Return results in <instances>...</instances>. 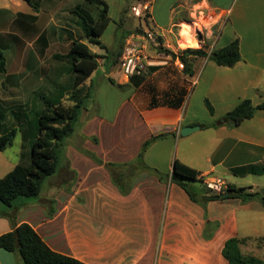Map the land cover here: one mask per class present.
I'll use <instances>...</instances> for the list:
<instances>
[{
    "label": "crops",
    "instance_id": "0c3cea01",
    "mask_svg": "<svg viewBox=\"0 0 264 264\" xmlns=\"http://www.w3.org/2000/svg\"><path fill=\"white\" fill-rule=\"evenodd\" d=\"M147 1L148 16L136 28L155 32L164 49L210 51L237 40L241 60L225 67L207 56H188L191 75L172 63L132 77L125 76L118 65L110 70L111 60L98 63L83 84L105 80L118 92L119 103L109 114L110 102H99L102 112L94 114L87 109L95 94L92 92L74 133L64 142L57 171L44 180L40 194L19 198L12 208L0 204V235L26 223L51 250L85 264H228L222 250L228 239L241 238L238 212L264 211L258 199L247 203L239 199L210 201L206 204L207 220L217 223V228L206 229L212 236L205 238L203 207L171 182L176 159L198 171L203 180L223 177L236 187L237 178L251 174L237 176L233 169L264 166V108L236 126L222 122V117L245 99L255 107L264 103V0ZM53 4V0H42L35 11L23 0H0V23L9 16V30L16 26L31 32L26 38L31 45V87L50 86L53 93L61 89L67 93L65 76L69 71L72 87L71 66L57 56L68 52L69 38H73L66 27L69 11L64 8L54 14L50 10ZM124 12L123 21L127 20ZM187 27L188 37L196 45H182ZM2 34L9 47L19 45L20 34ZM99 45L89 48L98 54ZM15 52L14 61L23 62L25 57L19 58L17 49ZM48 60L53 63L45 65ZM10 69L6 66L0 73V93L9 96L29 83L24 72ZM98 70L104 75L97 74ZM155 85L161 90H155ZM180 95L181 106L163 104ZM205 100L213 107V114ZM214 122L218 126L201 127ZM195 126L199 129L179 135L182 128ZM196 132L198 147L190 140ZM163 133L168 135L143 153L144 164H135L142 144ZM30 138L28 146L11 157L8 148L14 142L0 152V178L17 165L29 164L33 133ZM179 138H188L182 146V160L178 158ZM0 264L22 262L18 255L0 249Z\"/></svg>",
    "mask_w": 264,
    "mask_h": 264
},
{
    "label": "trees",
    "instance_id": "16d2710c",
    "mask_svg": "<svg viewBox=\"0 0 264 264\" xmlns=\"http://www.w3.org/2000/svg\"><path fill=\"white\" fill-rule=\"evenodd\" d=\"M33 10L37 11L42 0H23ZM88 5L97 8L96 17L88 14L80 13V9L76 7L74 13L78 16L81 23L82 36L80 38H69L70 46L65 55H58L57 58H65L70 63L71 72L73 74L72 91L68 95L69 104H64L62 96L55 102L52 100H44L45 107L37 113L34 128L33 140L30 145V162L28 165H17L9 173L0 178V204L12 208L15 201L19 198H35L42 188L44 180L53 175L59 166L60 157L64 142L75 131V126L79 120L82 109L85 108L88 100L92 95L93 85L90 84L86 92L81 95L80 87L91 76L98 67V54L92 52L89 44L100 43L98 38L103 34L104 30L110 22L109 7L104 0H84ZM146 19V18H144ZM123 17H121L119 28L122 26ZM135 32H141L138 29ZM131 32L126 31L120 36L118 50L115 53H109L106 46L100 43L99 48L106 50L105 58L109 61L114 59L110 66L115 64L116 59L120 56L125 38ZM173 58L178 56L184 63L183 73L191 75V65L187 60L188 56H207L218 66L231 67L241 60L238 41L234 40L225 47L211 49L205 48H186L177 54L168 51ZM113 57V58H112ZM118 64V63H117ZM6 71V60L3 51L0 49V73ZM109 81L121 88L114 80ZM183 95L176 97L175 101H165L163 104L174 107L181 106ZM205 106L210 114L214 109L208 100H205ZM264 103L253 106L249 99L241 101L234 109L226 113L222 117L223 124L227 126H236L243 120L251 118L255 111L263 109ZM217 122L209 125H201L202 128L216 127ZM16 135V129L12 128L0 133V152L11 146ZM167 133L152 136L146 140L141 147L136 163L143 165L142 156L145 150L157 139L167 136ZM100 162L98 159H96ZM112 165V164H108ZM234 175L244 176L247 174L259 175L264 173L262 165H246L237 167L232 170ZM203 178L195 169L186 164L175 160L171 172V182L180 186L188 195L189 199L201 205L204 209V218L206 220L205 238H210L206 229L210 228L214 231L217 223L209 222L206 214V204L210 201H219L227 199H239L243 203L250 202L255 199H262L256 192L249 191L246 187H236L227 183V188L223 193H228L227 197L220 198L222 194H215L206 188ZM189 182L200 183L201 190L192 188ZM264 207V203H262ZM9 219L14 224L13 217ZM249 238L233 237L225 242L222 250L224 258L228 264H264V261L256 256L244 254L240 250V245ZM0 249L18 255L22 264H85L72 257L57 253L51 250L36 233V231L28 224L22 223L15 226L11 231L0 235Z\"/></svg>",
    "mask_w": 264,
    "mask_h": 264
},
{
    "label": "rangeland",
    "instance_id": "374dc122",
    "mask_svg": "<svg viewBox=\"0 0 264 264\" xmlns=\"http://www.w3.org/2000/svg\"><path fill=\"white\" fill-rule=\"evenodd\" d=\"M108 7H109V16L111 18V22L104 30V33L100 37V43H103L106 48L108 49L109 53L113 54L118 50V43L120 40V36L123 35L126 31L133 32L136 31V25L139 23L144 24V19L141 18V21L135 18L133 15L127 17V13L130 11L133 5H136L139 0H104ZM53 6L50 8L51 12L56 13L59 9L67 8L66 10L69 11L66 15L68 20L67 22V32L70 36L80 38L82 36V29L81 23L78 16L74 13L76 7L80 9V13L88 14L91 17H95L97 14V8L93 5H88L84 2V0H53ZM124 12V17L127 20L122 22V26L119 28L121 16ZM7 19L3 21V24L0 23V33H14L20 34L19 35V45L9 47L7 39L2 34L0 35V49L3 51L6 66L7 68H11L10 70L13 71H22L24 72L25 76H27L28 84L21 85L17 89V93L11 94L10 96L5 93H0V133L9 130V129H16V135L14 138V145L12 148H8L9 152L7 155L9 157L13 156L14 152L21 150L22 148H26L28 146L29 141L31 140L30 136L33 133V122L36 118V114L40 112L44 107V100H52L53 102L56 101L55 98L62 96L61 92L64 96L62 99L64 104H69L68 95L71 93V82H70V73L68 71V76H65L66 82L64 83L65 86L68 88V92L64 93V89L59 90V92L53 93L55 90L53 87L50 86H32L31 87V45H28L26 38L31 36V32L23 31L21 29H17L16 26H13V31L8 29V24H11L12 17L6 16ZM70 19L75 20L76 22L70 21ZM22 27V24H19ZM136 28V30H134ZM96 44H89L92 48L96 49ZM100 46V45H99ZM16 49L18 51V57H25L23 62H15L14 59L16 58ZM104 49L99 48L98 58L97 61L100 65L103 63H107L108 60L105 58L107 54ZM14 58V59H13ZM113 58V57H112ZM29 59V60H28ZM114 59H111V64L113 63ZM62 61L60 64L63 66L65 63ZM53 60H48L46 64H52ZM118 58L116 59L115 64L110 66V70H114L117 68ZM68 68V63H66ZM100 76H103L104 73L102 70L97 71ZM64 79V80H65ZM62 80V82L64 81ZM90 85V81L87 83ZM88 85L83 84L81 89V95L86 92ZM155 90L160 91L161 87L154 86ZM95 92L94 96L92 97V102H88L87 109L92 113L102 112V110L98 109V103L108 101L110 102V106L107 109V113L111 114L115 110L117 104L119 103L118 99V92L112 88L105 80L95 79L93 81V89L92 92ZM55 100V101H54ZM8 105H13L12 109L7 108ZM76 128V126H75ZM198 132L194 134L190 138L195 144V147L200 143L197 139ZM188 138H179V153L178 158H182L183 145L185 144L184 141H187ZM184 143V144H183ZM198 147V146H197ZM13 153V154H12ZM61 158V157H60ZM182 160V159H181ZM261 175V176H260ZM237 186L239 187H246L249 190H253L260 195V197L264 198V173L255 175L251 174L246 176L245 178L239 179L237 178ZM192 188L197 190H201L200 183L198 182H189ZM206 187V186H205ZM207 188V187H206ZM169 192L167 191L165 197L167 199ZM260 204L264 203V200L258 199L257 200ZM238 222L240 228V237L242 238H249L243 244L240 245V250L244 254H250L256 256L264 261V211L263 212H253V211H244L238 212Z\"/></svg>",
    "mask_w": 264,
    "mask_h": 264
},
{
    "label": "built area",
    "instance_id": "2783aa9c",
    "mask_svg": "<svg viewBox=\"0 0 264 264\" xmlns=\"http://www.w3.org/2000/svg\"><path fill=\"white\" fill-rule=\"evenodd\" d=\"M149 13V2L141 0L130 9V14L137 18H146ZM172 52V51H171ZM177 54L178 52H173ZM174 64L179 70L184 63L178 56L174 57L164 49L158 41V35L147 29L126 37L118 63L119 69L127 77L142 76L148 68L166 67ZM204 185L215 194H221L227 188V180L223 177L206 179Z\"/></svg>",
    "mask_w": 264,
    "mask_h": 264
},
{
    "label": "water",
    "instance_id": "95a60500",
    "mask_svg": "<svg viewBox=\"0 0 264 264\" xmlns=\"http://www.w3.org/2000/svg\"><path fill=\"white\" fill-rule=\"evenodd\" d=\"M199 129V127L198 126H195V127H184V128H182L181 130H180V133H179V135H181V136H186V135H188L189 133H191V132H193V131H195V130H198ZM227 195H228V193H222L221 195H220V198H225V197H227Z\"/></svg>",
    "mask_w": 264,
    "mask_h": 264
},
{
    "label": "bare ground",
    "instance_id": "6f19581e",
    "mask_svg": "<svg viewBox=\"0 0 264 264\" xmlns=\"http://www.w3.org/2000/svg\"><path fill=\"white\" fill-rule=\"evenodd\" d=\"M187 29H190V27H187L185 28V31H184V36H185V40L184 42L182 43V45H196V43H193L190 38L188 37V33H187Z\"/></svg>",
    "mask_w": 264,
    "mask_h": 264
}]
</instances>
